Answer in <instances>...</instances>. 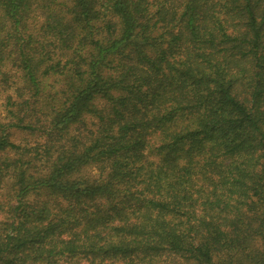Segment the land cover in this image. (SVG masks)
I'll return each mask as SVG.
<instances>
[{"label": "trees", "instance_id": "obj_1", "mask_svg": "<svg viewBox=\"0 0 264 264\" xmlns=\"http://www.w3.org/2000/svg\"><path fill=\"white\" fill-rule=\"evenodd\" d=\"M0 264H264V0H0Z\"/></svg>", "mask_w": 264, "mask_h": 264}, {"label": "rangeland", "instance_id": "obj_2", "mask_svg": "<svg viewBox=\"0 0 264 264\" xmlns=\"http://www.w3.org/2000/svg\"><path fill=\"white\" fill-rule=\"evenodd\" d=\"M23 135V133H15L12 138L13 140L18 141Z\"/></svg>", "mask_w": 264, "mask_h": 264}]
</instances>
